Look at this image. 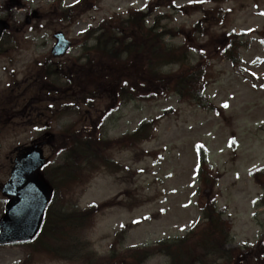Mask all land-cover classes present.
Returning a JSON list of instances; mask_svg holds the SVG:
<instances>
[{
    "label": "rangeland",
    "instance_id": "1",
    "mask_svg": "<svg viewBox=\"0 0 264 264\" xmlns=\"http://www.w3.org/2000/svg\"><path fill=\"white\" fill-rule=\"evenodd\" d=\"M77 1L0 0V7L3 6L0 17L10 19L9 34L1 42L4 52L0 53V111L4 112L0 119L5 118V123H0V183L7 179L16 152L45 134L53 136L52 143L43 146L46 162L50 167L61 164L67 149L65 139L59 135L67 125L82 133L102 132L105 138L116 139L153 119V136L136 146L114 148L111 155L119 166L116 171L103 169L89 173V167L82 164L84 169L76 172L82 179L76 178L74 182L91 178L85 185L75 187L76 206L85 208L105 203L106 208L97 212L90 228L79 231L73 243L60 251L69 255L70 260L52 258L48 252L42 254L28 246L11 244L0 246V264H89L105 258L113 247L125 251L132 246L183 235L200 217L197 201L200 195L207 193L200 187L196 170L198 144L203 148L211 173L219 174L213 190L218 192L217 206L232 228V238L226 247L248 245V251L238 250L242 254L238 264L263 262L264 207L255 205L261 189L250 172L264 164V0H157L161 6L146 19V24L150 25L155 15H159L161 26L178 32L176 36H167V43L178 46L187 39L196 59L199 57L198 62L202 59L200 53L209 57L211 78L205 93L216 110L200 109L178 100L173 94L161 95L155 100L119 103L114 91L124 79L134 93L144 96L148 91L147 84L139 81L137 66L121 62L100 65L92 69L91 76L81 74L71 86L75 98L91 96L84 95L88 92L96 95L91 106L85 103L71 106L61 111L66 114L51 125L42 117L32 122L24 114L17 116L14 109L19 110L29 94L37 90V83L32 82L41 65L37 61L49 57L54 31L62 30L72 40L70 51L62 58L71 62L81 53V33L90 25L156 3V0H99L94 9L93 3L87 0L82 5L79 3L74 11L73 24L59 20L57 10ZM200 1L201 8L212 14L213 21L221 15L224 21L218 25L210 22L204 33L190 32L198 19L206 17L199 7L192 8L193 3ZM6 2L11 4L4 8ZM172 2L180 9L169 6ZM33 9L38 11L37 16L25 23L26 15ZM230 30L248 33L241 36L247 46L240 49L237 66L219 58L215 50L217 44L203 36L208 32L218 42L217 34ZM176 68L165 66L162 71ZM44 81L56 87L60 84ZM31 84L34 85L29 87ZM8 92L13 94L9 96ZM41 92H38L40 96ZM47 102L43 100L37 109L43 111ZM5 201L0 193V215ZM74 242L82 245L78 244L81 249L73 258ZM168 262L166 256L155 255L144 264Z\"/></svg>",
    "mask_w": 264,
    "mask_h": 264
},
{
    "label": "trees",
    "instance_id": "2",
    "mask_svg": "<svg viewBox=\"0 0 264 264\" xmlns=\"http://www.w3.org/2000/svg\"><path fill=\"white\" fill-rule=\"evenodd\" d=\"M211 1L221 2L222 0ZM157 6L151 7L145 12L129 11L124 18L111 17L101 20L97 27L90 28L86 32V40L81 47L79 56L72 59L71 62L63 63L46 60L37 68L35 74V82L39 87L37 89L42 90L43 98L48 100V106L43 109L41 114L47 118L45 119L47 124L63 117L65 114L63 115L64 112L61 111L71 106H77L79 102L89 106L93 104L96 95L90 94V92L87 95L91 96L73 98L71 86L77 83L81 74H90L91 76L92 69L100 68V65L102 67V65L121 62H131L137 66L139 81L147 84L148 91L146 95L140 96L138 95L140 93H134L135 91L132 90L128 81L124 79L114 91L119 103L134 99L155 100L161 95L174 93L180 100L188 101L200 108L211 107L208 99L204 96V91L211 78L209 57L200 53L202 59L199 62L193 60L192 45L188 44L187 39L179 46L166 43L165 36H176L177 32L173 29H162L159 26L158 18H155L151 26H146L145 18ZM73 9L71 7L67 11ZM67 11L61 12L60 15L69 23L73 22L74 18L70 17L71 15ZM205 12L206 17L198 20L190 32L204 33L205 29H208V25L213 22V19L209 10H205ZM222 18L224 17L218 16L214 20L217 23V20ZM95 33L96 35L93 36ZM203 36H208V41L210 39L217 44L215 50L218 57L237 64V50L243 45L237 35L226 33L216 36L218 42L213 40L207 32ZM89 39L92 40V44L88 46L86 41ZM168 65H177L178 70L163 72L162 68ZM44 79L53 80V83L60 82V84L57 87L54 84L46 85ZM139 86L142 87L141 84ZM51 87L53 90L50 89ZM8 94L10 96L13 93L8 92ZM7 101L12 104L11 100ZM4 104L7 105L6 102ZM1 113L4 112L0 111V116ZM40 120L37 119V121ZM0 123L4 124L5 118H1ZM154 124V121H145L134 131L116 139L105 138L102 132L88 133L85 131L82 133V130L77 131L74 128L72 130V125L62 128L59 136L65 139L64 146L67 153L61 164L54 167L46 165L42 169L44 177L52 187V199L45 211L38 235L25 246H28L33 252L42 254L48 252L52 254V258L70 260L69 255L61 254L60 251L65 250L68 243H73V240L79 236V231L90 228L94 224L97 212L106 208L105 204L92 205L83 210L75 208L74 189L83 185L88 179L85 177V182H74L76 178L82 179L81 175L76 172H81L84 169L81 168L82 164L89 167V173L102 169L116 171L119 166L112 159L111 151L114 148L136 146L142 141L149 140L153 136ZM199 150L197 175L200 187L207 191L205 195H200L201 199L198 205L200 219L181 236L163 238L153 244L135 246L125 251L113 247L105 258L91 261L89 264H144L148 258L154 255L166 256L169 260L168 264H238L240 262L242 254L238 250L241 248L226 247L231 238V224L228 219L224 218L223 211L216 208L215 197L218 192L213 188L219 180V174L211 173L202 148ZM71 154L74 155L68 160ZM78 160L79 162L74 164ZM251 176L263 192L257 206L264 207V168L253 170ZM78 244L82 245L81 242H74L71 247L73 258L81 249ZM248 249L244 247V251H248ZM261 258L263 261L261 263L264 264V254Z\"/></svg>",
    "mask_w": 264,
    "mask_h": 264
},
{
    "label": "water",
    "instance_id": "3",
    "mask_svg": "<svg viewBox=\"0 0 264 264\" xmlns=\"http://www.w3.org/2000/svg\"><path fill=\"white\" fill-rule=\"evenodd\" d=\"M8 25L0 19V35ZM53 57H61L70 48V42L61 32L54 34ZM36 102L30 99L28 104ZM52 138L33 143L14 158L9 178L1 187L8 196L4 213L0 219V244L32 239L40 229L43 214L51 198V189L39 173L45 162L43 144H51Z\"/></svg>",
    "mask_w": 264,
    "mask_h": 264
},
{
    "label": "flooded vegetation",
    "instance_id": "4",
    "mask_svg": "<svg viewBox=\"0 0 264 264\" xmlns=\"http://www.w3.org/2000/svg\"><path fill=\"white\" fill-rule=\"evenodd\" d=\"M26 117H30L32 115V112H31V106H29L27 108V111L25 113H23Z\"/></svg>",
    "mask_w": 264,
    "mask_h": 264
}]
</instances>
